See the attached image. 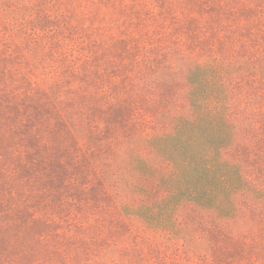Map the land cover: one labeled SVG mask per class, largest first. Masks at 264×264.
<instances>
[{
    "label": "rangeland",
    "instance_id": "374dc122",
    "mask_svg": "<svg viewBox=\"0 0 264 264\" xmlns=\"http://www.w3.org/2000/svg\"><path fill=\"white\" fill-rule=\"evenodd\" d=\"M24 1L0 0V264H264L263 226L203 256L125 217L97 165L112 115L150 134L180 71L264 47V0Z\"/></svg>",
    "mask_w": 264,
    "mask_h": 264
},
{
    "label": "trees",
    "instance_id": "16d2710c",
    "mask_svg": "<svg viewBox=\"0 0 264 264\" xmlns=\"http://www.w3.org/2000/svg\"><path fill=\"white\" fill-rule=\"evenodd\" d=\"M253 44L246 54L233 49V58L194 63L179 72V84H163L185 88V106L160 113L152 133H118L115 113L103 146L96 139L98 168L121 213L203 256L215 230L247 238L264 228V47ZM178 101L164 97L160 105L174 109Z\"/></svg>",
    "mask_w": 264,
    "mask_h": 264
}]
</instances>
